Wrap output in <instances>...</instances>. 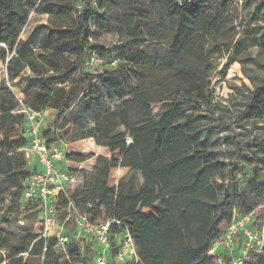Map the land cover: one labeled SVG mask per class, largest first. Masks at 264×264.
Returning a JSON list of instances; mask_svg holds the SVG:
<instances>
[{"label": "trees", "instance_id": "16d2710c", "mask_svg": "<svg viewBox=\"0 0 264 264\" xmlns=\"http://www.w3.org/2000/svg\"><path fill=\"white\" fill-rule=\"evenodd\" d=\"M260 2L264 7V0ZM238 3L0 0V60L6 62L9 79L29 69L22 91L35 109L28 107L39 112L56 110V123L66 115L93 121L71 138H92L109 150L110 157H97L91 194L85 197L76 191L73 197L83 209L94 205V219L115 217L130 229L138 264H220L217 255L209 254L222 235L220 226L228 225L235 212L255 213L264 207V138L256 136L241 145L238 159L244 157L255 166L254 176L240 186L235 163L219 159L210 147L209 129L203 126V119L214 118L212 59L229 55L227 69L247 48L264 50V29L253 28L252 21L244 37L235 41ZM247 6L242 2V8ZM32 11L62 20L44 26L40 47L62 55L72 53L73 61L52 62L51 68L39 59L34 34L21 38ZM108 32H116L121 41L110 46L96 42L97 34ZM93 55L108 59L109 66L91 71ZM249 91L250 100L239 117L252 124L263 122L264 79ZM6 101L1 96L0 229L8 231L0 250L9 254L0 264H34L44 255L45 240L35 231L17 238L10 228L18 219L8 216L13 208L6 210L4 205L6 195L11 201L23 198L31 175L23 170V148L29 142L25 116L13 115ZM163 103L168 105L156 115L154 105ZM69 134L65 130L60 136L44 135L57 141ZM93 156L66 154L77 163ZM117 168L129 171L111 185ZM178 177L185 181L183 185H175ZM257 219L264 220V208ZM54 251L43 264L64 262L63 254ZM225 263H230L229 258ZM245 264H264V253L253 254Z\"/></svg>", "mask_w": 264, "mask_h": 264}, {"label": "rangeland", "instance_id": "374dc122", "mask_svg": "<svg viewBox=\"0 0 264 264\" xmlns=\"http://www.w3.org/2000/svg\"><path fill=\"white\" fill-rule=\"evenodd\" d=\"M147 1V0H144ZM242 2L248 4L247 8H242ZM239 16H238V34L235 41L241 40L244 37V30L247 24L252 21L251 26L262 27L264 29V7L261 6L260 0H239ZM258 6V8H257ZM251 9L250 11H248ZM250 13V14H249ZM62 22L61 19L35 11L31 12L29 21L21 33L22 39H27L29 35H33L36 41L34 45L39 59L52 68V62H58L65 65L75 59L72 53L60 54L50 51L44 47H40L42 34L46 30L45 25H58ZM96 42L105 46H110L121 41L120 36L116 32H108L96 35ZM229 59V55L225 54L222 57L213 58L212 70H209L211 79V92L213 95V119H203V126L209 129L208 139L210 147L218 152V157L225 163H235V171L237 173L239 184L243 186L249 179L254 176L255 163L245 160L244 157L238 159L239 149L241 145H247L256 136L264 138V121L257 124H252L249 119L239 117L246 109V104L250 100V90H254L264 79V50L260 48L249 47L247 51L239 56L230 66L226 69L225 64ZM109 66V60L106 58L96 59L91 64L90 70L94 71ZM30 74V70L26 69L19 77L10 80L6 71V62L0 60V99L1 96L6 97V102L13 108V115L24 114L25 109L31 107L35 109L31 98L26 99L23 94L22 88L25 83L26 77ZM33 103V102H32ZM168 103L161 105L155 104L153 109L154 113L159 114ZM29 106V107H28ZM46 122L42 130L44 135L46 132H53L60 136L65 130L69 131L68 138H62L67 142L66 153H84L87 155H94L82 163H77L63 158L59 160L65 169L70 170L72 174L76 175L74 183L67 185L66 190L69 193L76 191L82 192L86 197L89 196L93 190V168L96 163L97 157L100 155L110 157V152L106 147L99 146L92 138L81 139L74 141L71 136L80 128H87L93 125L91 119H82L80 116L69 115L63 116L61 120L56 123L55 115L56 110L47 109L44 111ZM61 138V137H60ZM24 153V152H23ZM25 166L23 170L32 171L33 160L24 153ZM128 169L117 168L113 171L111 185H117L119 180L128 173ZM184 180L178 177L174 180L176 186L184 184ZM6 200L4 205L6 210L7 206L13 208L12 213H8L10 217H16L18 222L10 228L12 233H15L17 238L22 235L35 231L36 224L41 220V214L36 210L33 205L27 202L24 198L17 201H11L9 196H5ZM262 206H259L254 213L255 219L258 221L257 216L262 214ZM227 228L226 223L220 226L222 234L225 233ZM6 229H0V241L3 235L7 232ZM233 247H240V239L236 237ZM49 249L44 252V255L39 262L34 264H43L46 255L51 251ZM58 253V251H54ZM219 256L226 260L227 250L217 249ZM8 251L0 250V263L8 259ZM61 259H59V262Z\"/></svg>", "mask_w": 264, "mask_h": 264}, {"label": "built area", "instance_id": "2783aa9c", "mask_svg": "<svg viewBox=\"0 0 264 264\" xmlns=\"http://www.w3.org/2000/svg\"><path fill=\"white\" fill-rule=\"evenodd\" d=\"M96 59L93 55L91 64ZM24 111L29 142L23 152L33 160V169L25 183L23 198L41 214L35 233L45 240L44 251L53 249L62 253L64 262L61 264H138L130 229L123 228L122 222L115 217L94 219L91 212L94 205L89 203L83 209L73 194L67 192V185L76 180V175L59 163L66 158L67 142L49 141L42 134L45 112L30 108ZM236 237L240 239L239 248L233 247ZM50 242L53 245L50 246ZM73 244L75 252L72 255ZM217 249L227 250L229 264H245L253 254L264 253V220L257 221L254 213L235 212L225 233L209 251L219 257L220 264H226Z\"/></svg>", "mask_w": 264, "mask_h": 264}]
</instances>
